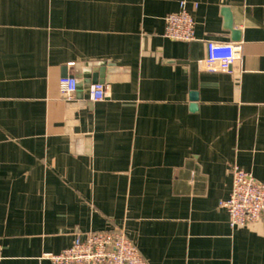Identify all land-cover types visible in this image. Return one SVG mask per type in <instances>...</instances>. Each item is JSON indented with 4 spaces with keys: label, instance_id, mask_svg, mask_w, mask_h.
I'll return each mask as SVG.
<instances>
[{
    "label": "crops",
    "instance_id": "0c3cea01",
    "mask_svg": "<svg viewBox=\"0 0 264 264\" xmlns=\"http://www.w3.org/2000/svg\"><path fill=\"white\" fill-rule=\"evenodd\" d=\"M181 3L191 42L163 35ZM208 40L242 43L230 73ZM234 165L264 182V0H0V264L115 228L148 264H264V217L219 205Z\"/></svg>",
    "mask_w": 264,
    "mask_h": 264
},
{
    "label": "built area",
    "instance_id": "2783aa9c",
    "mask_svg": "<svg viewBox=\"0 0 264 264\" xmlns=\"http://www.w3.org/2000/svg\"><path fill=\"white\" fill-rule=\"evenodd\" d=\"M164 22V37L183 42L195 40L194 20L184 3H181L179 11L166 15ZM241 57V42L208 40L206 55L196 61V66L202 72L228 74L232 64ZM78 84V79L74 76L60 78V95L65 100L72 101ZM87 93L91 102L102 101L105 98L104 85L92 83L87 87ZM219 205L226 211L231 228L244 227L260 221L264 217V182L258 181L250 172L234 165L231 192ZM45 257L52 264H148L122 228L77 235L70 247L57 254H46Z\"/></svg>",
    "mask_w": 264,
    "mask_h": 264
},
{
    "label": "water",
    "instance_id": "95a60500",
    "mask_svg": "<svg viewBox=\"0 0 264 264\" xmlns=\"http://www.w3.org/2000/svg\"><path fill=\"white\" fill-rule=\"evenodd\" d=\"M102 71H103L102 67H101V69L95 71V73H97V74L93 75V77H92V82L93 83H101L102 82L101 79H99L102 76ZM65 76H67V75L64 74L62 77H65ZM191 98H192L193 101H196V96L195 95H192ZM192 106L195 107V105H192Z\"/></svg>",
    "mask_w": 264,
    "mask_h": 264
}]
</instances>
